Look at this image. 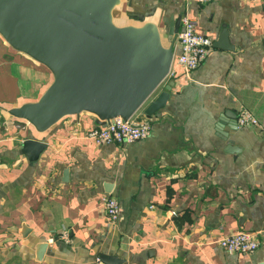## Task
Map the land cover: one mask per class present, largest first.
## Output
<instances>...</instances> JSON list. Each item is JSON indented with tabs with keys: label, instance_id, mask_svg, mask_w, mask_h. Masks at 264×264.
Returning <instances> with one entry per match:
<instances>
[{
	"label": "crops",
	"instance_id": "1",
	"mask_svg": "<svg viewBox=\"0 0 264 264\" xmlns=\"http://www.w3.org/2000/svg\"><path fill=\"white\" fill-rule=\"evenodd\" d=\"M138 13L160 24L166 45L169 22L179 19L178 32L189 14L212 41L227 28L234 48L212 46L190 73L179 70L149 134L133 142L94 143L88 112L43 132L11 116L6 109L36 100L52 76L0 36V264H103L100 253L118 264H264V0H121L113 17L141 24ZM241 108L257 122L234 126ZM30 137L46 143L33 161L21 152ZM102 194L118 200L116 222ZM238 230L258 248L217 243Z\"/></svg>",
	"mask_w": 264,
	"mask_h": 264
},
{
	"label": "water",
	"instance_id": "2",
	"mask_svg": "<svg viewBox=\"0 0 264 264\" xmlns=\"http://www.w3.org/2000/svg\"><path fill=\"white\" fill-rule=\"evenodd\" d=\"M120 1L0 0V36L13 49L43 64L52 76L36 100L6 109L11 116L43 132L61 118L82 112L103 124L115 117L126 120L139 108L150 117L164 107L174 84L173 80L163 83L179 19L169 22L166 45L160 24L144 20L142 13H138L141 24H118L113 11ZM212 46L234 48L227 28H221ZM223 114L228 116L227 110ZM231 116L237 126L235 114ZM223 122L220 116L218 131ZM45 147V142L30 137L23 140L21 152L33 161ZM67 172L66 168L62 172L64 180ZM35 247L40 259L46 243ZM98 258L103 264L119 261L105 253Z\"/></svg>",
	"mask_w": 264,
	"mask_h": 264
},
{
	"label": "built area",
	"instance_id": "3",
	"mask_svg": "<svg viewBox=\"0 0 264 264\" xmlns=\"http://www.w3.org/2000/svg\"><path fill=\"white\" fill-rule=\"evenodd\" d=\"M197 2H207L209 0H195ZM180 29L177 32L176 44L178 51L174 48L171 65L166 78L176 79L178 74L190 73L206 57L212 48V36L207 32L198 31L196 20L189 14H184L180 18ZM180 70V72H179ZM151 116H147L143 109H138L131 117L124 120L115 117L103 124H98L88 129L85 135L94 143L103 142L126 143L145 138L151 127ZM254 115L246 108H241L236 117L238 126L256 123ZM100 206L103 208L106 218L110 222L119 219L118 200L110 194H102ZM68 231L62 233L66 239ZM217 243L228 252L250 253L258 248L259 240L249 231L238 230L225 234L217 240Z\"/></svg>",
	"mask_w": 264,
	"mask_h": 264
},
{
	"label": "rangeland",
	"instance_id": "4",
	"mask_svg": "<svg viewBox=\"0 0 264 264\" xmlns=\"http://www.w3.org/2000/svg\"><path fill=\"white\" fill-rule=\"evenodd\" d=\"M115 20H116V21H119V19H118V18H115ZM139 109H142V108H139Z\"/></svg>",
	"mask_w": 264,
	"mask_h": 264
}]
</instances>
